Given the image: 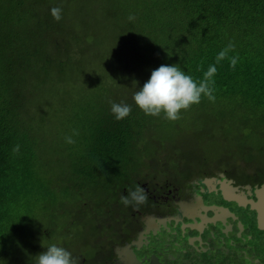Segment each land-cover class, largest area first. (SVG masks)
I'll list each match as a JSON object with an SVG mask.
<instances>
[{
  "label": "trees",
  "instance_id": "obj_1",
  "mask_svg": "<svg viewBox=\"0 0 264 264\" xmlns=\"http://www.w3.org/2000/svg\"><path fill=\"white\" fill-rule=\"evenodd\" d=\"M38 1L23 0L34 8L28 33L20 0H0V264H33L48 222L78 234L114 227L124 187L144 169L264 172V0ZM161 64L197 82L215 65V99L174 121L145 114L133 95ZM53 73L61 87L79 79L80 95L45 84ZM110 101L130 115L116 120ZM53 119L64 135L39 137ZM186 140L202 145L197 155Z\"/></svg>",
  "mask_w": 264,
  "mask_h": 264
},
{
  "label": "flooded vegetation",
  "instance_id": "obj_2",
  "mask_svg": "<svg viewBox=\"0 0 264 264\" xmlns=\"http://www.w3.org/2000/svg\"><path fill=\"white\" fill-rule=\"evenodd\" d=\"M148 169V200L122 203L114 227L64 231L75 264H264V172Z\"/></svg>",
  "mask_w": 264,
  "mask_h": 264
},
{
  "label": "clouds",
  "instance_id": "obj_3",
  "mask_svg": "<svg viewBox=\"0 0 264 264\" xmlns=\"http://www.w3.org/2000/svg\"><path fill=\"white\" fill-rule=\"evenodd\" d=\"M51 11L55 19H61L60 8L54 7ZM132 18L129 17V19ZM228 47L231 48L233 45L229 44ZM226 53L227 50H222L218 59L223 58ZM236 62V58L231 61L233 66ZM215 72V65L210 66L205 73V78L197 82L179 64H161L151 71L150 77L142 87L138 86L133 100L135 105L147 115L159 116L163 114L168 120H177L182 110L199 104L202 97L206 96L210 100L215 99L209 79ZM110 104L111 112L118 121L127 118L132 111V105L126 102L110 101ZM74 135H78V132H74ZM65 140L68 144L76 142L73 136H67ZM148 198L147 191L138 184L127 195L121 196V202L126 206L140 205L145 203ZM45 249L44 252L35 256V264H75L72 253L62 245L50 243Z\"/></svg>",
  "mask_w": 264,
  "mask_h": 264
},
{
  "label": "rangeland",
  "instance_id": "obj_4",
  "mask_svg": "<svg viewBox=\"0 0 264 264\" xmlns=\"http://www.w3.org/2000/svg\"><path fill=\"white\" fill-rule=\"evenodd\" d=\"M37 1L38 0H28L29 3H38L40 5L42 4L41 2H39V1L37 2ZM20 3L22 4V6L19 5V6H16L15 7V9L18 10V13H16L17 15H15V17H16V19H20V18L26 16V17H24V19L27 20L28 23H29L28 33H30L31 28H32V25H33V22L31 20V18L29 17V15H31L33 13L34 8L29 3L23 2V0H20ZM20 6H21V8H20ZM10 11L12 12L13 10H10ZM84 59H85V57L80 62L82 63V65L86 69V64L84 63ZM128 59H131V57H128ZM52 75H53V77L51 79H49L48 82L45 83V84L52 85V86H56V87L61 88L63 90H69L68 94L70 96H72L73 98H77L80 95V93L82 92V89H81L80 84H79V79H76L73 82V77H71L69 79L68 84L66 86H64V87H61L60 84H59V81H60L59 80V77L55 73H53ZM74 76L77 77L79 75L78 74H74ZM72 82H73V84H72ZM49 95H50V97H52L51 98L52 100H54V101L56 100V102H57L58 99H61L62 97H64L65 94L64 93H60V94H58V93H50ZM37 115H38V112H36L34 114V116H37ZM37 132H38V136L39 137L42 134V137L43 136H46L48 138L49 137L50 138H55V137H59L61 135L60 132L63 133V135H64L63 128L60 126L59 122L57 120H55V119H53V124H49L47 126H39V127H37ZM203 132L207 135L208 129H205L204 128ZM213 140L219 141L220 139L213 138ZM249 140L250 141L252 140V136L250 134H249ZM180 143L183 144L186 148L189 147V145L191 144V149L193 150L192 152L194 154H196V155L198 154V152L200 151L201 146H202V145H198L197 143H193L190 140L180 141ZM210 155H213V154L210 153ZM226 156L227 155H225L224 158H227ZM157 163L159 165V160L157 161ZM185 164H186L185 161H183L181 163V167H183V165H185ZM147 172L148 173H151V174L154 173L153 171H150V170H148ZM190 174L192 175V174H197V173H195V171H192V172H190ZM139 178H142V173L140 174ZM80 198H81L80 193L76 194L75 199L76 200H79ZM50 214H52V211H51ZM60 222L61 223H59V222L58 223H54L55 229L48 222V224H46L44 226L43 234L42 235L40 234V235H36L35 236L36 242L38 241L39 244L42 245V249H41L42 252H44L46 250L45 248L50 243H58V244L63 243V244H66V247H68L71 244V242H69V239L68 238H63V235H64V231L65 230H68L69 228L72 227V222H70V224H68V227H65V228H63L64 219H62ZM92 230L93 229L90 226V231H92ZM50 233H56V236H54V237L51 236V238H48L47 235L50 234ZM73 233H74V235L76 237H81L77 232H73ZM34 234H35V232H34ZM73 239L76 240V238H73ZM72 248L75 249L76 246L73 244L72 245Z\"/></svg>",
  "mask_w": 264,
  "mask_h": 264
}]
</instances>
